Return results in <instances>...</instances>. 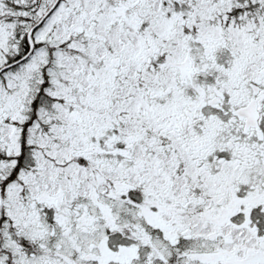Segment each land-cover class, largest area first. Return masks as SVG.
Masks as SVG:
<instances>
[{"label":"snow or ice","instance_id":"obj_1","mask_svg":"<svg viewBox=\"0 0 264 264\" xmlns=\"http://www.w3.org/2000/svg\"><path fill=\"white\" fill-rule=\"evenodd\" d=\"M0 264H264V0H0Z\"/></svg>","mask_w":264,"mask_h":264}]
</instances>
